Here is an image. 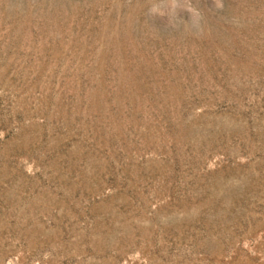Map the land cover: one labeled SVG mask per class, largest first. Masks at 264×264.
Wrapping results in <instances>:
<instances>
[{
    "label": "rangeland",
    "instance_id": "1",
    "mask_svg": "<svg viewBox=\"0 0 264 264\" xmlns=\"http://www.w3.org/2000/svg\"><path fill=\"white\" fill-rule=\"evenodd\" d=\"M0 264H264V0H0Z\"/></svg>",
    "mask_w": 264,
    "mask_h": 264
}]
</instances>
